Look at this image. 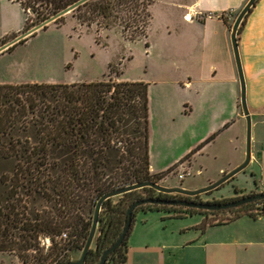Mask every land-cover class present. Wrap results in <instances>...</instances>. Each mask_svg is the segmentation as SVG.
I'll return each mask as SVG.
<instances>
[{
    "label": "trees",
    "instance_id": "1",
    "mask_svg": "<svg viewBox=\"0 0 264 264\" xmlns=\"http://www.w3.org/2000/svg\"><path fill=\"white\" fill-rule=\"evenodd\" d=\"M12 1L38 18L26 19V31L77 0ZM154 1L87 0L65 15L79 24L118 28L126 41H135L147 37ZM65 15L54 20L56 27L64 23ZM15 37H4L0 43ZM115 75L71 83H0V160L12 164L0 172V252L29 249L40 234L48 236L52 248L59 251H81L95 204L102 194L132 183L158 182L165 175H175L178 162L161 172L149 169L147 83L120 80ZM239 192L242 191L235 188L233 197H240ZM143 197L172 195L145 186L105 199L84 264H99L102 252L121 232L128 206ZM42 201L50 209L40 213ZM148 210L166 211L173 217L198 212L204 218L197 227L204 230L208 225L227 223L243 215L264 216V198L221 210L145 203L134 209L132 221L137 211ZM216 212L227 214L219 218L215 217ZM64 231L67 236L58 240ZM129 232L130 229L105 264L126 263ZM18 257L21 258L19 254ZM70 259L65 254L55 264Z\"/></svg>",
    "mask_w": 264,
    "mask_h": 264
},
{
    "label": "crops",
    "instance_id": "2",
    "mask_svg": "<svg viewBox=\"0 0 264 264\" xmlns=\"http://www.w3.org/2000/svg\"><path fill=\"white\" fill-rule=\"evenodd\" d=\"M158 1L163 21L154 31L161 51L171 59L152 64L150 76L122 80L147 83L148 114L162 127L161 134L170 130L163 127L167 117L195 116L192 128L177 132L179 145L155 147L149 136L152 172L166 170L211 137L184 161L199 175L204 173L202 186L241 164L246 155V118L231 30L248 0ZM147 38L148 34L144 41L149 48ZM236 38L250 115V160L231 179L243 174L251 183L248 192L263 191L264 0L250 6ZM181 219L162 210L137 211L127 238L125 264H264V216L243 215L204 230L197 227L202 220Z\"/></svg>",
    "mask_w": 264,
    "mask_h": 264
},
{
    "label": "rangeland",
    "instance_id": "3",
    "mask_svg": "<svg viewBox=\"0 0 264 264\" xmlns=\"http://www.w3.org/2000/svg\"><path fill=\"white\" fill-rule=\"evenodd\" d=\"M160 2L150 6L152 18L147 28L149 48L145 39L126 41L118 28L105 29L96 24L90 26L79 24L70 15L64 14V23L61 26L56 27L54 21H51L45 25L46 27H40L32 34L21 37L15 43L23 38H27L26 41L18 43L11 51H6V49L15 43L0 51V82L70 83L107 79L116 76L115 74H118L117 77L120 80H132L143 75L150 76L152 64L158 65L161 59L166 62L171 59V56L163 54L161 51L160 38L154 31L155 28L161 26L163 21ZM27 18L34 21L38 19L33 12L25 13L19 3L12 0H0V40L11 35L17 37L25 32L23 28ZM152 20L153 27H151ZM43 21L35 22L30 28ZM1 45L3 44L0 43ZM194 121L193 114L167 117L165 121L167 126L163 127H168L170 130L161 134L160 128L162 127L157 125L156 118L149 117L150 141L154 143L155 147L157 144L179 145L181 138L177 132L184 128H192ZM185 160L178 162L177 168L180 170V165H183L184 168L191 171L190 175H187L182 181L175 175H165L158 180V183L165 186L191 187L188 189L206 186L207 184L199 186L204 181V173L199 175L196 171L185 166ZM11 166L9 161L0 160V172L8 170ZM247 181L246 176L239 174L236 178L224 182L208 193H201L195 197L181 194L171 195L174 198L225 202L234 198L235 188L244 190L239 192L238 196L256 192H248L251 189V183ZM44 202L42 201L39 208L40 213L50 209L49 204ZM226 214L227 212H216L215 217L221 218ZM203 218V215L195 212L183 216L179 222L196 223ZM47 237L40 234L36 240L32 241V246L26 250L0 252V264H55L57 259L62 258L65 254L71 259L79 257L80 250L64 248L63 251H59L52 248V241L49 237L48 241ZM65 244L64 242L62 245ZM66 246L69 247V245ZM56 252L58 255H55ZM18 254L24 262L18 257Z\"/></svg>",
    "mask_w": 264,
    "mask_h": 264
},
{
    "label": "water",
    "instance_id": "4",
    "mask_svg": "<svg viewBox=\"0 0 264 264\" xmlns=\"http://www.w3.org/2000/svg\"><path fill=\"white\" fill-rule=\"evenodd\" d=\"M87 0H77L76 2L72 3L71 5L67 6L66 8L60 10L56 14L50 16L43 22L37 24L36 26L26 30L23 32L21 35L13 38L12 40L4 43L3 45L0 46V51L6 49L9 45L12 43H15L17 40H19L21 37L25 35H30L33 33V31L39 29L40 27H44L47 25V23H50L51 21H54L58 17L70 12L72 9L77 7L78 5L86 2ZM255 2V0H248V2L243 6V8L240 10L238 15L236 16L234 23L232 25V30H231V41H232V47H233V52H234V58L236 62V67L238 71V76H239V82H240V102H241V107L244 112L245 118H246V155L244 161L239 164L238 166L234 167L232 170L229 172H226L223 174L220 178L215 180L214 182H211L207 184L206 186L199 187L196 189H188L185 187L181 186H165L161 185L158 182L152 181V180H144L136 183H132L129 185L121 186L119 188H115L113 190H110L108 192H105L102 194L94 208V213H93V218H92V223L91 227L89 230V233L87 235V238L85 240L84 246L80 252V255L76 259H70L64 262H60L58 264H84L85 259L88 253V250L92 244L96 229H97V223H98V216L101 208L102 202L114 195L121 194L124 192H128L134 189L142 188L145 186H150L156 189L159 192L162 193H167V194H181L185 196H196L201 193H206L211 190H214L221 186L224 182L228 181L231 179L235 174L243 170L246 165L248 164L250 160V115H249V110L246 105L245 101V87H244V78L242 74V68H241V63H240V58H239V53H238V44H237V30L238 26L249 10L250 6ZM264 198V191H256V192H251L246 195H242L238 198L231 199L229 201L225 202H214V201H198V200H193V199H186V198H169V197H143L138 200H135L132 202L127 210H126V220L124 222V225L122 227L121 232L119 233L118 237L115 239V241L107 247L101 254L100 259H99V264H105L106 259L108 255L115 250V248L123 241V239L126 237L131 224H132V217L134 213V209L145 203H153V204H163V205H180V206H185V207H192L196 209H202V210H221V209H228V208H234L237 206H240L244 203L251 202L257 199H263Z\"/></svg>",
    "mask_w": 264,
    "mask_h": 264
},
{
    "label": "built area",
    "instance_id": "5",
    "mask_svg": "<svg viewBox=\"0 0 264 264\" xmlns=\"http://www.w3.org/2000/svg\"><path fill=\"white\" fill-rule=\"evenodd\" d=\"M118 144H119V143H118ZM180 167H181L180 170H178V168H177V170H176V172H175V175H176L177 179L182 180V179H184L187 175H190L191 171H190V170H187V168H184L183 165H180ZM263 191H264V190H263ZM66 236H67V233L64 231V232H62V234H61L60 236L57 237V239H58V240H60V239H64ZM46 239L49 241V238H48V237H47Z\"/></svg>",
    "mask_w": 264,
    "mask_h": 264
},
{
    "label": "flooded vegetation",
    "instance_id": "6",
    "mask_svg": "<svg viewBox=\"0 0 264 264\" xmlns=\"http://www.w3.org/2000/svg\"><path fill=\"white\" fill-rule=\"evenodd\" d=\"M173 197V196H172ZM172 197H169V198H172ZM233 199H235V198H233Z\"/></svg>",
    "mask_w": 264,
    "mask_h": 264
}]
</instances>
